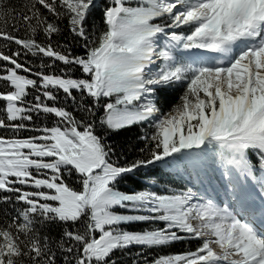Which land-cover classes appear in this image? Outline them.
<instances>
[{"label":"snow or ice","instance_id":"snow-or-ice-1","mask_svg":"<svg viewBox=\"0 0 264 264\" xmlns=\"http://www.w3.org/2000/svg\"><path fill=\"white\" fill-rule=\"evenodd\" d=\"M97 7L0 0V264H264V0H105L100 27ZM137 125L119 163L109 137ZM156 165L188 182L119 190Z\"/></svg>","mask_w":264,"mask_h":264},{"label":"trees","instance_id":"trees-1","mask_svg":"<svg viewBox=\"0 0 264 264\" xmlns=\"http://www.w3.org/2000/svg\"><path fill=\"white\" fill-rule=\"evenodd\" d=\"M22 2V0H7V3L11 5H18ZM105 3V0H101L99 7L95 10V15L92 23L96 27H100L102 24L101 21V12L103 10V5ZM23 35V33H20ZM40 39H43V37H39ZM56 42L59 43H69L72 48L73 54H82L83 49L79 46L78 43L71 40L70 35L65 31L62 35L55 36L53 38V43ZM2 43V42H0ZM13 50H15L16 46L12 45ZM28 60H37V58L34 57H28ZM38 62V60H37ZM76 76L81 75V73L77 70L74 73ZM2 90V89H0ZM181 89L177 88L176 90H169L168 93H166L167 97L162 98V106L165 111H167L172 104L176 103L178 101L179 95L181 94ZM61 103H63V95L61 94L60 97ZM68 107L71 108L72 105L69 103ZM41 121L47 124L52 123V118L49 117L45 119L44 117H41L40 120H36V124H40ZM147 131V128L145 126H132L131 128L122 130L119 133L112 134L109 137V143H111L115 149H116V155L113 156L114 160H118L119 163H124L126 160H132L136 158L139 148L142 147V142L140 141L139 137L143 135V133ZM0 134L2 135H11V132L6 131L4 129H0ZM30 133L24 132L21 133V135H29ZM9 135V136H10ZM162 171H164L163 168L158 166H150L149 168H142L139 171L135 172L134 174H130L124 181H122L118 188L121 191L125 192H132L136 190H144L146 187L149 188V190H158L163 192L165 188H172L176 191L181 190L180 184L171 178L168 173L166 175L162 174ZM156 180L157 183L155 185H151V181ZM133 228H136L138 226H132ZM139 227H143L142 225ZM58 232V229H53L52 234L56 235ZM199 244L198 241L195 240H185L182 242H176L172 245H169L163 249H157L154 250L151 255L156 254H173V253H183L188 250H194L195 247ZM132 256H135L136 249H132ZM118 257H120L122 264H131V260L128 257L123 256L121 253H116Z\"/></svg>","mask_w":264,"mask_h":264},{"label":"rangeland","instance_id":"rangeland-1","mask_svg":"<svg viewBox=\"0 0 264 264\" xmlns=\"http://www.w3.org/2000/svg\"><path fill=\"white\" fill-rule=\"evenodd\" d=\"M210 161V160H209ZM215 175H216V172H215ZM187 180V179H186Z\"/></svg>","mask_w":264,"mask_h":264}]
</instances>
